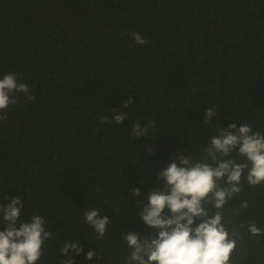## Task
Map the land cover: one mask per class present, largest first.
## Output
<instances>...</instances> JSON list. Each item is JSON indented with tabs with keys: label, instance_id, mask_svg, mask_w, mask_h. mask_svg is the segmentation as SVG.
I'll list each match as a JSON object with an SVG mask.
<instances>
[{
	"label": "trees",
	"instance_id": "trees-1",
	"mask_svg": "<svg viewBox=\"0 0 264 264\" xmlns=\"http://www.w3.org/2000/svg\"><path fill=\"white\" fill-rule=\"evenodd\" d=\"M8 73L35 100L16 94L0 121V204L20 196L24 216L45 218L55 238L37 264H62L64 240L101 241L81 219L88 208L111 220L103 239H113L115 259L98 254L127 264L123 235L154 234L139 213L149 191L165 190L158 173L177 154L211 163L207 133L230 123L264 134V0H0V78ZM117 110L123 124L112 120ZM149 120L155 129L136 139L132 126ZM246 175L223 209L211 195L203 206L223 213L236 241L229 264H264V183ZM75 264L91 262L79 255Z\"/></svg>",
	"mask_w": 264,
	"mask_h": 264
},
{
	"label": "clouds",
	"instance_id": "clouds-1",
	"mask_svg": "<svg viewBox=\"0 0 264 264\" xmlns=\"http://www.w3.org/2000/svg\"><path fill=\"white\" fill-rule=\"evenodd\" d=\"M132 36L138 45L148 41L139 33ZM23 93L27 101H34L29 86L18 80L15 73H8L0 78V121L7 119L10 105H16V94ZM129 97L123 103L127 108L133 103ZM217 117V106L209 107L205 122ZM126 113L117 110L112 120L123 124ZM103 117L102 122H107ZM156 127L155 121L141 124L137 121L130 129L136 138L148 135ZM210 145L204 150V160L192 161L177 154L166 168L158 173L165 190H152L147 194V203L139 213L140 219L150 229L156 230L143 239L136 232H127L123 240L131 252L125 257L127 264H229L236 241L229 239V232L222 224L223 213L217 211L209 216L204 208L210 195L216 209H223L227 199L241 191V179L246 172L247 183L252 186L264 183V134L254 130L248 124L237 127L230 123L225 128L208 131ZM234 151L243 157V162L229 159ZM151 155V150H149ZM224 179L228 187H219L217 181ZM132 195L139 197L141 190L134 188ZM4 200H9L5 195ZM23 200L20 196L10 198L8 203L0 204V264H37L43 255L46 241L54 239V234L46 229L43 216L33 214L24 216ZM246 208L247 203L242 204ZM167 209V213L165 212ZM86 226H90L97 240L82 246L73 240H64L60 254L66 259L62 264H75V256H84L91 264H113L103 260L98 253H106L114 258L115 243L112 238H105L111 220L101 214L99 208L85 209L81 215ZM199 221V222H198ZM253 235L261 233L254 223L248 225ZM115 259V258H114Z\"/></svg>",
	"mask_w": 264,
	"mask_h": 264
}]
</instances>
